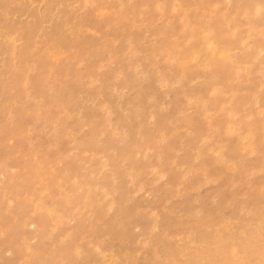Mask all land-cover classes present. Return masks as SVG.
<instances>
[{
	"label": "rangeland",
	"instance_id": "obj_1",
	"mask_svg": "<svg viewBox=\"0 0 264 264\" xmlns=\"http://www.w3.org/2000/svg\"><path fill=\"white\" fill-rule=\"evenodd\" d=\"M260 3L0 0V264H261Z\"/></svg>",
	"mask_w": 264,
	"mask_h": 264
},
{
	"label": "bare ground",
	"instance_id": "obj_2",
	"mask_svg": "<svg viewBox=\"0 0 264 264\" xmlns=\"http://www.w3.org/2000/svg\"><path fill=\"white\" fill-rule=\"evenodd\" d=\"M57 5H58V4H57ZM127 5H128V4H127ZM235 5H236V4H235ZM13 15H15V14H13ZM50 15H52V14H50ZM42 17H43V16H42ZM42 20H43V19H42ZM48 24H49V23H48ZM217 25H218V24H217ZM15 26H16V25H15ZM41 27H42V25H41ZM12 28H13V27H12ZM64 28H65V27H64ZM216 28H217V27H216ZM9 29H10V28H9ZM24 29H25V28H24ZM27 29H29V28H27ZM11 30H12V29H11ZM169 30H170V29H169ZM21 31H22V30H21ZM30 31H31V30H30ZM165 31H166V30H165ZM3 33H4V32H3ZM0 34H1V33H0ZM28 34H29V33H28ZM5 35H6V34H5ZM31 35H32V33H31ZM165 35H166V34H165ZM2 36H3V35H2ZM220 36H222V35H219V37H220ZM4 37H7V36H4ZM22 37H23V36H22ZM8 38H9V36H8ZM23 38H24V37H23ZM9 39H10V38H9ZM27 39H28V38H26V40H27ZM30 39H31V38H30ZM8 41H9V40H8ZM144 41H145V40H144ZM212 41H213V40H212ZM3 42H5V41L3 40ZM6 42H7V41H6ZM14 43H15V42H14ZM14 43H12V44H14ZM217 43H219V42H217ZM5 44H6V43H5ZM12 44H11V45H12ZM144 44H145V43H144ZM7 45H8V44H7ZM28 45H29V44H28ZM152 45H153V44H152ZM218 45L221 46V44H218ZM4 46H5V45H4ZM212 46H213V45H212ZM11 47H12V46H11ZM84 47H86V46H84ZM9 48H10V47H9ZM153 48H154V47H153ZM6 50H7V49H6ZM6 50H4V51H6ZM14 50H15V49H14ZM216 51H217V50H216ZM221 51H223V50H221ZM224 52H226V51H224ZM10 53H11V52H10ZM169 53H170V52H169ZM222 53H223V52H222ZM2 54H3V53H2ZM6 54H7V52H6ZM212 54H213V53H212ZM215 54H216V53H215ZM224 54H225V53H224ZM10 55H11V54H10ZM167 55H169V54H167ZM216 55H217V54H216ZM17 56H18V55H17ZM17 56H16V58H17ZM223 56H224V55H223ZM168 57H169V56H168ZM168 57H167V58H168ZM217 57H218V56H217ZM224 58H225V57H224ZM8 61H9V60H8ZM10 62H11V61H10ZM12 62H13V61H12ZM144 62H145V61H144ZM156 63H157V62H156ZM163 63H164V62H163ZM12 64H13V63H12ZM152 64H153V63H152ZM152 64H151V65H152ZM188 68H189V67H188ZM159 69H161V68H159ZM145 71H146V70H145ZM139 72H140V71H139ZM163 72H164V71H163ZM176 72H177V71H176ZM139 74H140V73H139ZM154 74H155V73H154ZM171 74H172V73H171ZM137 75H138V74H137ZM180 75H181V74H180ZM260 75H261V74H260ZM140 76H141V75H140ZM146 77H147V76H146ZM142 78H143V77H142ZM111 80H112V79H111ZM138 80H139V79H138ZM142 80H144V79H142ZM125 81H126V80H125ZM148 81H149V80H148ZM156 82H157V81H156ZM160 83H161V82H160ZM159 85H160V84H159ZM159 87H160V86H159ZM0 88H1V87H0ZM135 88H136V87H135ZM156 88H157V87H156ZM174 89H175V88H174ZM113 90H114V89H113ZM169 92H170V91H169ZM179 92H180V91H179ZM127 93H128V92H127ZM175 93H176V92H175ZM195 93H196V92H195ZM179 96H180V95H179ZM175 98H176V97H175ZM74 100H75V99H74ZM88 100H89V99H88ZM65 101H66V100H65ZM200 101H201V100H200ZM15 103H16V102H15ZM127 103H128V101H127ZM117 104H118V103H117ZM157 105H158V104H157ZM166 106H167V105H166ZM175 106H176V105H175ZM37 107H38V106H37ZM107 107H108V106H107ZM118 107H119V106H118ZM123 108H124V107H123ZM152 108H153V107H152ZM168 109H169V108H168ZM179 109H180V108H178V110H179ZM109 112H110V111H109ZM132 115H133V114H132ZM196 117H197V116H196ZM211 117H213V116H211ZM182 118H183V117H182ZM43 120H44V119H43ZM191 120H192V119H191ZM203 120H204V119H203ZM166 121H167V120H166ZM182 122H183V121H182ZM217 123H218V122H217ZM210 124H211V123H210ZM168 125H169V124H168ZM200 125H201V124H200ZM203 125H204V124H203ZM188 126H189V125H188ZM204 126H205V125H204ZM202 128H203V127H202ZM207 128H209V127L207 126ZM204 129H205V128H204ZM203 131H204V130H203ZM159 132H160V131H159ZM220 133H221V132H220ZM221 134H222V133H221ZM205 136H206V135H205ZM205 136H204V137H205ZM244 137H245V136H244ZM206 138H207V137H206ZM206 138H205V139H206ZM208 138H209V137H208ZM209 140H210V139H209ZM254 143H255V142H254ZM197 148H198V147H197ZM197 155H198V154H197ZM200 157H201V156H200ZM156 159H157V158H156ZM157 160H158V159H157ZM222 160H223V159H222ZM227 160H228V159H227ZM222 162H223V161H222ZM222 162H221V163H222ZM230 163H231V162H230ZM180 165H181V164H180ZM183 167H184V166H183ZM205 167H206V166H205ZM69 169H70V168H69ZM104 169H105V168H104ZM186 169H188V168H186ZM64 170H65V169H64ZM205 171H206V170H205ZM65 172H67V171H65ZM208 172H209V171H208ZM0 173H1V172H0ZM63 173H64V172H63ZM63 173H62V174H63ZM4 174H6V173H4ZM221 174H222V173H221ZM90 175H91V174H90ZM50 176H51V175H50ZM63 176H66V174L63 175ZM83 176H84V175H83ZM88 177H90V176H88ZM90 178H91V177H90ZM65 179H66V178H65ZM86 179H87V178H86ZM209 179H210V178H209ZM99 181H100V180H99ZM176 181H177V180H176ZM57 182H58V181H57ZM60 182H61V181H60ZM74 182H76V181H74ZM97 182H98V181H97ZM181 182H182V181H181ZM101 183H103V182H101ZM5 185H6V184H5ZM80 187H81V186H80ZM90 188H91V187H90ZM182 188H183V187H182ZM5 190H6V189H5ZM70 190H71V189H70ZM46 192H47V191H46ZM102 192H103V191H102ZM60 193H61V192H60ZM63 195H64V193H63ZM65 195H66V194H65ZM23 196H24V195H23ZM88 196H89V195H88ZM88 196H87V197H88ZM104 196H105V195H104ZM21 197H22V196H21ZM56 197H57V196H56ZM61 197H63V196H61ZM23 198H24V197H23ZM57 198H58V197H57ZM59 198H60V197H59ZM182 198H183V196H182ZM67 199H68V198H67ZM2 200H3V199H2ZM64 200H65V199H64ZM84 200H85V199H84ZM3 201H4V200H3ZM81 201H83V200H81ZM184 201H185V200H184ZM27 202H28V201H27ZM28 203H29V202H28ZM37 204H39V203H37ZM54 204H55V203H54ZM32 205H33V204H32ZM64 205H65V204H64ZM70 205H71V204H70ZM8 206H9V205H8ZM43 206H44V205H43ZM43 206H42V207H43ZM46 206H47V205H46ZM65 206H66V205H65ZM32 207H33V206H32ZM40 207H41V205H40ZM40 207H39V208H40ZM44 207H45V206H44ZM58 208H59V205H58ZM44 209H45V208H44ZM166 209H167V208H166ZM19 210H20V209H19ZM37 210H38V209H37ZM20 211H21V210H20ZM42 211H43V210H41V212H42ZM45 211L47 212V210H45ZM53 211H54V210H53ZM3 212H4V211H3ZM16 212H17V211H16ZM38 212H39V211H38ZM48 212H50V211H48ZM48 212H47V214H48ZM35 213H36V212H35ZM43 213H44V212H43ZM88 213H89V212H88ZM88 213H87V214H88ZM248 213H249V212H248ZM32 214H33V212H32ZM44 214H45V213H44ZM50 214H52V213H50ZM5 215H6V214H5ZM34 215H35V214H34ZM167 215H168V214H167ZM47 216H48V215H47ZM52 216H53V215H52ZM165 216H166V215H165ZM31 218H32V217H31ZM60 221H61V219H60ZM42 222H43V221H42ZM56 222H57V221H56ZM180 222H181V221H180ZM191 222H192V221H191ZM85 223H86V222H85ZM255 223H256V222H255ZM261 223H262V222H261ZM19 224H20V223H19ZM170 225H171V224H170ZM234 225H235V224H234ZM242 225H243V224H242ZM174 226H175V225H174ZM186 226H187V225H186ZM255 226H256V225H255ZM156 227H157V226H156ZM159 227H160V226H159ZM157 228H158V227H157ZM224 228H225V227H224ZM82 229H83V227H82ZM88 229H89V228H88ZM180 229H181V228H180ZM180 229H179V230H180ZM257 229H258V226H257ZM164 230H165V229H164ZM181 230H182V229H181ZM216 230H217V229H216ZM52 232H53V231H52ZM52 232H51V233H52ZM58 232H59V231H58ZM123 232H124V231H123ZM123 232H122V233H123ZM162 232H164V231H162ZM258 232H259V231H258ZM213 233H214V232H213ZM260 233L262 234V232H260ZM73 234H74V233H73ZM120 234H121V233H120ZM216 234H217V232H216ZM233 234H234V233H233ZM69 235H70V234H69ZM164 235H165V234H164ZM243 235H244V233H243ZM81 236H82V235H81ZM196 236H197V235H196ZM71 237H72V235H71ZM73 237H74V236H73ZM69 238H70V237H68L67 239H69ZM153 238H154V237H153ZM60 239H61V238H60ZM72 239H73V238H72ZM218 239H219V238H218ZM249 239H250V238H249ZM69 240H70V239H69ZM144 240H145V239H144ZM144 240H143V241H144ZM170 240H171V238H170ZM170 240H169V241H170ZM64 241H65V239H64ZM64 241H63V242H64ZM83 241H84V240H83ZM136 241H137V240H136ZM218 241H219V240H218ZM218 241H217V242H218ZM138 242H139V240H138ZM152 242H153V241H152ZM253 242H254V241H253ZM74 243H75V242H74ZM103 243H104V242H103ZM141 243H142V241H141ZM141 243H140V244H141ZM145 243H146V242H145ZM154 244H155V243H154ZM156 244H157V243H156ZM39 245H40V244H39ZM94 245H95V244H94ZM98 245H99V244H97V246H98ZM52 246H53V245H52ZM60 246H61V245H60ZM62 246H63V245H62ZM103 246H104V245H103ZM143 246H144V245H143ZM176 246H177V245H176ZM212 246H213V245H212ZM241 246H242V245H241ZM86 247H87V246H86ZM92 247H93V246H91L90 248H92ZM98 247L101 248V246H98ZM98 247H97V248H98ZM107 247H108V246H107ZM110 247H111V246H110ZM150 247H151V246H150ZM153 247H154V246H153ZM16 248H17V247H16ZM34 248H36V247H34ZM65 248H66V247H65ZM77 248H78V247H77ZM103 248H104V247H103ZM36 249H37V248H36ZM66 249L68 250V248H66ZM70 249H71V247H70ZM94 249H95V248H94ZM94 249H93V250H94ZM190 249H191V248H190ZM213 249H214V248H213ZM213 249H212V250H213ZM32 250H33V249H32ZM41 250H42V249H41ZM54 250H55V249H54ZM56 250H57V249H56ZM56 250H55V251H56ZM98 250H99V249H98ZM111 250H112V249H111ZM12 251H14V250H12ZM15 251H16V250H15ZM50 251H51V250H50ZM57 251H58V250H57ZM59 251H60V250H59ZM72 251H73V250H72ZM102 251H103V250H102ZM139 251H140V250H139ZM202 251H203V250H202ZM202 251H201V252H202ZM32 252H36L35 249H34V251H32ZM42 252H43V251H42ZM46 252H47V251H46ZM46 252H45V254H46ZM95 252H96V251H95ZM205 252H206V251H205ZM209 252H210V251H209ZM209 252H208V253H209ZM213 252H214V251H213ZM230 252H231V250H230ZM254 252H255V251H254ZM36 253H37V252H36ZM48 253H50V256H51V252H48ZM52 253H53V252H52ZM75 253H76V252H75ZM83 253H84V252H83ZM222 253H223V252H222ZM41 254H42V253H41ZM65 254H66V252H65ZM211 254H212V253H211ZM248 254H249V253H248ZM28 255H30V254H28ZM33 255H34V254H33ZM37 255H38V254H37ZM85 255H86V253H85ZM95 255H96V254H95ZM125 255H126V254H125ZM212 255H213V254H212ZM222 255H223V254H222ZM42 256H43V254H42ZM75 256H77V255H75ZM79 256L82 257V256H84V255L81 256V255L79 254ZM178 256H179V255H178ZM206 256H207V254H206ZM209 256H210V254H209ZM253 256H254V255H253ZM26 257H28V256H26ZM40 257H41V256H40ZM47 257H48V256H47ZM52 257H53V256H52ZM56 257H57V256H56ZM80 257H79V258H80ZM89 257H90V256H89ZM95 257H96V256H95ZM210 257H211V256H210ZM29 258H30V257H29ZM48 258H50V257H48ZM75 258H76V257H75ZM98 258H99V257H98ZM111 258H112V257H110V260H111ZM115 258H116V257H115ZM171 258H172V257H171ZM174 258H175V257H174ZM211 258H212V257H211ZM222 258H223V257H222ZM52 259H53V258H52ZM56 259H57V258H56ZM59 259H60V258H59ZM67 259H68V258H67ZM71 259H72V258H71ZM158 259H159V258H158ZM196 259H198V258L196 257ZM205 259H206V258H205ZM209 259H210V258H209ZM223 259H224V258H223ZM30 260H31V259H30ZM37 260H38V258H37ZM40 260H41V262H44V261H45V260L42 261V258H41ZM53 260H54V259H53ZM82 260H83V257H82ZM122 260H123V259H122ZM113 261H114V260H113ZM164 261H165V260H164ZM171 261H172V259H171ZM197 261H200V260H197ZM205 261H206V260H205ZM216 261H217V260H216ZM8 262H10V261L8 260ZM8 262H7V263H8ZM25 262H28V261H25ZM58 262H60V261H58ZM67 262H68V261H67ZM74 262H75V261H74ZM91 262H92V261H91ZM101 262H102V261H101ZM118 262H119V261H118ZM217 262H219V261H217ZM10 263H11V262H10ZM32 263H33V261H32ZM35 263H36V262H35ZM37 263H40V262L38 261ZM52 263H53V261H52ZM52 263H51V264H52ZM56 263H57V262H56ZM175 263H176V262H175ZM219 263H220V262H219ZM17 264H18V263H17ZM46 264H48V263H46ZM60 264H61V263H60ZM66 264H67V263H66ZM69 264H70V263H69ZM128 264H129V263H128Z\"/></svg>",
	"mask_w": 264,
	"mask_h": 264
},
{
	"label": "snow or ice",
	"instance_id": "obj_3",
	"mask_svg": "<svg viewBox=\"0 0 264 264\" xmlns=\"http://www.w3.org/2000/svg\"><path fill=\"white\" fill-rule=\"evenodd\" d=\"M93 7H95L93 5ZM257 8V14L264 19V0H261L259 6H254ZM262 233H264V229H262ZM225 247H231L233 254H238L243 251L239 246L232 244L231 242L225 241ZM262 254H264V241H262ZM230 264H254L252 261H244V262H230ZM261 264H264V260L261 261Z\"/></svg>",
	"mask_w": 264,
	"mask_h": 264
}]
</instances>
